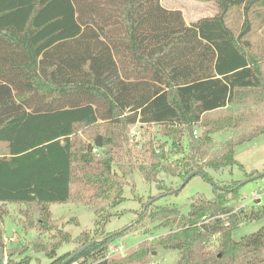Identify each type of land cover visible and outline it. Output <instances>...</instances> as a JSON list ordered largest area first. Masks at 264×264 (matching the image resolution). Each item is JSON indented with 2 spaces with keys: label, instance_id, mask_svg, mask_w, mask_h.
I'll return each mask as SVG.
<instances>
[{
  "label": "trees",
  "instance_id": "trees-1",
  "mask_svg": "<svg viewBox=\"0 0 264 264\" xmlns=\"http://www.w3.org/2000/svg\"><path fill=\"white\" fill-rule=\"evenodd\" d=\"M201 1L213 2L218 12L187 24L182 11L167 9L161 0H0V144L8 151L0 157V204L37 205L42 226L49 227L53 204L83 200L86 191L96 201L123 197L114 170L121 132L108 128L98 148L102 158L92 143L74 141L78 128L99 123L117 129L156 125L174 138L189 134L193 157L178 174L184 180L197 170L238 164L240 142L202 165L193 162L213 146L215 133L246 120L205 121L208 114L264 100L262 63L248 52L249 14L257 5L264 8V0ZM235 7L245 18L238 34L228 24ZM258 18L264 24V13ZM196 127L204 129L201 137H195ZM160 167L142 168L146 180ZM240 191L237 181L231 189L214 188L213 200H194L188 215L170 209L179 227L159 244L178 251L175 264H264V226L239 241L232 236L243 220L264 219L263 204L232 214L229 196ZM4 216L0 212V246ZM211 217L216 219L208 223ZM65 234L63 243L69 240ZM216 235L214 252L206 244ZM108 248L106 240L85 241L75 253H53L49 264H137L110 259Z\"/></svg>",
  "mask_w": 264,
  "mask_h": 264
},
{
  "label": "rangeland",
  "instance_id": "rangeland-1",
  "mask_svg": "<svg viewBox=\"0 0 264 264\" xmlns=\"http://www.w3.org/2000/svg\"><path fill=\"white\" fill-rule=\"evenodd\" d=\"M175 1L186 5L185 14L182 13L187 24L214 14V7L205 4V1ZM239 3L240 1L233 2V5ZM260 12L264 13V8L257 5L249 14L253 30L249 37L251 48L248 52L252 57L259 58L264 73V24L258 18ZM243 15L244 11L235 7L228 16V24L237 34L245 23ZM241 115L246 116V120L240 122L237 128L215 133L213 146L205 150L203 158L198 156L193 162L202 165L207 160L220 156L227 144L240 142L236 146L238 164L218 171L197 170L199 174L183 188L181 187L186 179L178 174L180 171L184 173L186 161L193 157L189 134L174 138L166 128L141 123L120 126L119 129L107 123L78 128L74 141L81 146L92 143L96 148L94 152L101 154V158L103 154L96 146V141L101 138L103 145L105 144L109 127L121 132L120 146L115 149L118 156L114 170L119 176L123 197L96 201V198H90L93 192L86 191L83 200L74 198L67 204H53L49 207V227L42 226L40 208L37 205L0 204V212L5 214L2 221L0 264H8L10 260L24 261L27 258L29 264H49V256L53 253L57 257L72 254L80 250L85 241L101 240H106L109 245L107 257L110 259L130 260L137 264H175L179 258L178 251L166 249L159 244L162 237L175 232L179 227L174 222L170 209H178L181 215H188L194 200L199 205L201 198L213 200L214 188L231 189L237 181H241L240 194L234 199L229 196L228 205L233 209L232 214L248 213L257 206L264 205V100L250 99L231 104L225 109L208 114L205 121L217 120L223 116L240 118ZM194 131L197 135H193L198 138L202 136L204 129L196 127ZM256 133L258 136L247 140ZM177 140L180 146L177 145ZM173 141H176L175 145ZM7 153V146L0 144V157ZM156 165L162 167L146 180L142 168L152 170ZM164 167H171L172 171L167 172ZM93 204L103 210L96 213V207L91 206ZM226 217L216 218L225 220ZM215 219L208 218L207 222L211 223ZM263 226L264 219L249 223L243 220L233 232V239L239 241L258 232ZM66 232L69 240L63 243L61 239ZM219 238L220 235L214 236L206 244L207 249L215 252L219 246ZM86 263L90 264L92 260Z\"/></svg>",
  "mask_w": 264,
  "mask_h": 264
},
{
  "label": "crops",
  "instance_id": "crops-1",
  "mask_svg": "<svg viewBox=\"0 0 264 264\" xmlns=\"http://www.w3.org/2000/svg\"><path fill=\"white\" fill-rule=\"evenodd\" d=\"M163 6H165L167 9H171V10H180L185 14V6L183 3L178 4L175 0H161ZM205 4H208L209 6H213L214 9L213 12L214 14H212L211 16L215 15L218 12L217 6L213 3V2H206ZM231 4H233V2H231ZM210 16V17H211ZM191 23V22H190ZM193 23V22H192ZM189 24V23H188ZM262 200V199H261ZM261 201H259L260 203Z\"/></svg>",
  "mask_w": 264,
  "mask_h": 264
},
{
  "label": "water",
  "instance_id": "water-1",
  "mask_svg": "<svg viewBox=\"0 0 264 264\" xmlns=\"http://www.w3.org/2000/svg\"><path fill=\"white\" fill-rule=\"evenodd\" d=\"M96 146H97V147H102V146H103V142H102V139H101V138H99L98 141L96 142ZM198 174H199V172H197V171L191 173V174L186 178V180L184 181V183H183V185H182L181 188H183L184 186H186V184H187V183H188L193 177L197 176ZM85 248H87V247H85ZM80 252H81V251H80Z\"/></svg>",
  "mask_w": 264,
  "mask_h": 264
},
{
  "label": "built area",
  "instance_id": "built-area-1",
  "mask_svg": "<svg viewBox=\"0 0 264 264\" xmlns=\"http://www.w3.org/2000/svg\"><path fill=\"white\" fill-rule=\"evenodd\" d=\"M194 134L197 135V132L195 131Z\"/></svg>",
  "mask_w": 264,
  "mask_h": 264
}]
</instances>
